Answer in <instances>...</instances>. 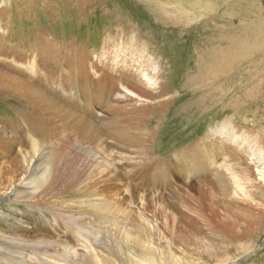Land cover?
<instances>
[{
  "label": "rangeland",
  "instance_id": "1",
  "mask_svg": "<svg viewBox=\"0 0 264 264\" xmlns=\"http://www.w3.org/2000/svg\"><path fill=\"white\" fill-rule=\"evenodd\" d=\"M139 1L0 0V239H3L0 254L17 255L6 246L23 240L35 248L52 245L43 250L42 258L47 256V261L61 255V245L72 246L77 253L73 259L77 260L83 257V238L88 245L95 240L100 242L95 252L100 260H107V264H123L125 258L136 264H170V261L176 264H264V219L254 224L257 234L254 231L252 237L233 241L220 240L200 227V223L195 226L194 222H199L202 215L197 203V184L201 179L213 180L216 176L198 177L194 169L196 177L187 180L182 173L184 166L177 167L179 163L175 159V155L184 151L188 154L181 157V162L195 157L208 131L234 118L235 101L240 102L245 91L256 85L253 79L246 82L244 76L235 81L231 70L221 74L206 70L214 55L226 53L229 29L242 16L246 3L222 0L210 2L214 7L206 8L203 0H198L199 3L145 0L165 17L176 15L162 31L153 23L144 1ZM119 31L135 35L158 67L159 88L152 95H145L137 83L131 82L135 90L131 89L138 97L129 99L133 107L128 106V112L124 111L119 119L121 123H128L129 135L138 138L132 146L134 150L113 148L104 153L95 145L84 143L80 129L72 123L69 124L72 127L66 128L68 131L57 136H63L62 142L54 140L58 134L54 135V131L36 132L38 127L40 129L38 114L41 117L44 114L42 105L35 106L5 88L8 78H22L13 69L15 64L11 59L16 60L25 51L28 56L44 49L57 59L49 63L48 70L68 61L77 69L84 62L73 55L81 52L91 59L85 63L91 64L106 38ZM58 48L60 50H56ZM69 66L62 70L73 72L75 69ZM77 71L80 75L81 70ZM257 72L256 83L264 80V66ZM197 74L206 76L199 85L193 83ZM107 80L108 83L104 81L96 94L91 95L92 101L102 98L111 85L119 88L111 78ZM103 105L104 112L110 102ZM259 119H254L253 115L245 118L249 123L246 127L251 129L257 123L255 133L264 135V114ZM90 121H96L93 115ZM58 122L63 124L62 120H54L55 124ZM143 134H147L144 142ZM33 139L40 143V154L44 155L34 169L39 171L37 177L46 170V180L35 194L24 192L23 197L16 198L13 191H22L18 184L30 169L22 156L34 157L29 141ZM225 159L228 163L229 159ZM173 167L180 174V180L175 182L167 177ZM163 174L164 180L159 181ZM156 180L158 182L154 183ZM214 191L210 190L220 210L224 201L217 199ZM252 197L259 201L256 195ZM95 205L100 209L98 212L91 208ZM231 209L230 212L240 215L238 208ZM101 215L107 220L103 221ZM18 218L27 224L17 223ZM78 229L87 234L84 237L77 234ZM25 255L31 256L28 252L21 253ZM36 255L31 257L39 261ZM89 256L92 257V253ZM0 259V264H5Z\"/></svg>",
  "mask_w": 264,
  "mask_h": 264
},
{
  "label": "bare ground",
  "instance_id": "2",
  "mask_svg": "<svg viewBox=\"0 0 264 264\" xmlns=\"http://www.w3.org/2000/svg\"><path fill=\"white\" fill-rule=\"evenodd\" d=\"M141 1H144L143 3L153 23L156 27H159L157 28L158 30L165 31L167 23H172L173 19H176V15L173 17H165L164 14L156 11L157 8H151L150 4L145 3L147 1ZM141 1L139 2L141 3ZM179 1L190 3L198 2V0ZM220 1L222 0H203V3L206 2L205 5L207 8L213 6L211 4L212 2L215 3ZM262 1L263 0L243 1L246 3L241 14L244 17L241 16L236 19V23L229 29V46L225 50L226 53L214 55L212 61L208 65L209 67H206V70L210 73L220 72L221 74V72L231 70L235 81L240 80L239 78L244 76L246 82L247 79H253L256 85L251 87L248 91L242 89L245 91L243 97H241L242 100L239 98L241 101L238 102L239 100L237 99L234 103L236 107L233 106L235 113L234 118L219 126L217 125L211 128L204 142L201 143V151H197L198 153L195 157L184 161L182 160L181 162V157L188 153L184 151L181 154L175 155V159H177L179 163L177 167L184 166L182 173H184L185 179L190 180L194 178L193 176L196 175L194 169L198 171L196 175L198 177H202L206 174L216 176L213 180L206 178L201 179L199 184H197V203L200 206L202 215L200 221L194 222V225L197 226V224L200 223V227L205 228L206 231L217 236L222 241L245 239L247 237L249 238V235L252 237L254 231L256 233L255 228H253L254 224L258 220L264 219V135L262 133L260 135L255 133V130H257V128H255L257 123L253 125L254 129L251 128L254 130L253 131L247 129L246 125L249 123L245 122V118L251 115L254 116V119H259L261 114H264V80H259L256 83L257 71L260 67L264 66V2ZM182 13L183 12L180 11L179 15H183ZM253 15L255 16L253 17ZM137 43L138 41L135 35H127L123 31H119V33L114 36H108L99 50L97 58L89 65L85 63L86 61H88V63L91 62L89 56H83L81 52H77L73 57H75V59L78 57L80 61L84 62L82 66H77V69L81 70L80 75L75 68L76 65L73 63L70 65L69 61L62 63L63 66L60 64V68L55 65L52 67V70H48V67H51L49 63H54V61L57 60L52 52L46 53L43 49L41 53H30V55L26 56L25 54L27 51H25V54L21 53L22 55L18 57L19 59H11V62L15 64L13 65V69L17 70L15 72L20 74L22 78H8V80L5 81V88L19 96H23V98L27 99L35 106L38 104L42 105L41 107L43 108L44 114L42 117L41 114H38L40 129L38 127L36 130L39 134L54 131V135L58 133L54 137V140L62 142L63 136L60 138H57V136L62 134L63 131L65 132L66 128L71 126L69 124L72 123L76 126V129H80L82 134L80 135L83 137L84 143L95 145L97 149L99 148V150L104 153L106 150L113 148L120 151L125 149L132 151L134 150L132 146L138 142V138L129 135V131L127 130L129 127L128 123H121L119 120L123 116L124 111L129 109L127 108L128 106L133 107L129 99H136V97H138L134 93L135 91H133L135 89L131 82L137 83L145 95H152L153 92L159 88L156 80L157 63L148 49H146L145 46H141L143 43ZM56 50L60 49L58 48ZM68 66L75 70L69 73H67L68 71L62 70V67L68 68ZM91 74L97 78H92ZM227 74L229 73L227 72ZM199 75L200 76L197 74L198 77L193 80V83L198 84L199 81H202L203 77H206L201 74ZM224 76H221V78H224ZM109 78H111V81L114 83H117L119 88L114 89L111 85L110 91L108 90L102 95V98H99L97 101H92L91 95L96 94L104 81L108 83L107 79ZM214 88L215 87H213V89ZM52 94L56 97L55 99ZM57 99L61 103L58 102ZM106 101L110 102V107L103 112V103ZM70 107L72 109H70ZM240 107L242 108L239 109ZM80 110L84 111V113H80ZM91 115L96 119L93 123L90 121ZM235 116L242 117V119H235ZM55 119L58 121L62 120L63 124L59 122L55 124ZM146 137L147 134H143L142 142L145 141ZM29 141L33 146L32 153L34 157L32 156L33 159H29L31 157L28 158L27 155L22 156V161L26 163V166L30 167V169L21 177L20 183L18 184L22 191L19 189L18 191L17 189L13 191L16 198L23 197L24 192L30 195L35 194L38 188L45 183L47 176V171L43 169V172L37 177L39 171L37 172L34 167L42 160L44 155H42L43 153L40 154L42 151L41 148L39 149L41 146H39L40 143L34 139ZM194 148L196 149V147ZM226 157L229 159L228 163L225 159ZM220 159L221 162L217 163ZM230 160L233 162L232 164L229 163ZM179 175L175 167L170 168L167 172V177H170V180L173 182L180 180ZM164 177L165 174H163L161 178H158V180L160 181L162 178L164 180ZM155 182L158 181L156 180L154 183ZM212 189L216 191L214 192L216 193L217 199L224 201V203H222L224 206L220 210L217 208L219 205L218 202L216 206L213 194L210 192ZM253 195H256L259 201H256L252 197ZM231 207L238 208L240 210V215L230 212L232 211ZM91 208L97 212L100 210L97 205L91 206ZM102 217L103 215H101L103 221L107 220L105 216ZM16 222L27 224L22 218L16 219ZM77 234L84 237V234L87 233L78 229ZM7 239H9V237ZM81 242L84 249L82 254L83 257L77 260L73 259V257H76L77 253L72 246L61 245L60 248L57 246L61 249V255H59L58 258L56 257L53 261H47V256L44 258H42V256L48 248L50 249L53 247L52 245L35 248L33 244H28V242L23 240L20 242H10L11 244L6 246L17 255L7 256L8 254L5 255L2 253L0 254V258L3 259L5 264H107L108 261L100 260L97 257V251L95 252V247H99L100 245L99 241L95 240L92 244L88 245L82 238ZM43 250L45 251L43 252ZM92 251H94V253ZM22 252H28L31 256H35L37 253L39 256H36L39 258V261H34L29 255L21 256ZM89 253H92V257L89 256ZM169 263L176 264L175 261H170ZM123 264L136 263H134L132 259L125 258Z\"/></svg>",
  "mask_w": 264,
  "mask_h": 264
}]
</instances>
